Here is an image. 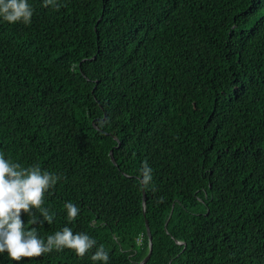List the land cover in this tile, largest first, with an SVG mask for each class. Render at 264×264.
Segmentation results:
<instances>
[{
	"label": "trees",
	"instance_id": "trees-1",
	"mask_svg": "<svg viewBox=\"0 0 264 264\" xmlns=\"http://www.w3.org/2000/svg\"><path fill=\"white\" fill-rule=\"evenodd\" d=\"M59 2L0 22V151L62 176L25 225L71 200L109 264L144 261L146 222V264H264V0Z\"/></svg>",
	"mask_w": 264,
	"mask_h": 264
},
{
	"label": "clouds",
	"instance_id": "clouds-1",
	"mask_svg": "<svg viewBox=\"0 0 264 264\" xmlns=\"http://www.w3.org/2000/svg\"><path fill=\"white\" fill-rule=\"evenodd\" d=\"M43 4L61 7L59 0H43ZM34 12L30 0H0V22L27 26L32 23ZM61 180L62 176L56 172L42 169L39 164L24 166L0 151V254L6 252L10 260L19 262L22 258L41 257L68 249L81 259L91 253L93 264H109L110 253L103 244L69 226L81 213V208L71 200L63 205L67 223L60 230L42 235L37 228L25 225L22 210L30 217L28 225L53 224L56 214L46 206V201ZM152 180L153 169L145 162L141 184L147 189Z\"/></svg>",
	"mask_w": 264,
	"mask_h": 264
},
{
	"label": "water",
	"instance_id": "water-1",
	"mask_svg": "<svg viewBox=\"0 0 264 264\" xmlns=\"http://www.w3.org/2000/svg\"><path fill=\"white\" fill-rule=\"evenodd\" d=\"M111 159H112L113 163L116 164L115 158L112 155V153H111ZM143 196H144V199H143V209L145 211V209H146V194H145V191L143 192ZM146 227H147V232H148L149 241H150V250H149V253H148L147 257L140 264H146L148 262V260L151 258V255H152V248H153L152 247V235H151L150 226H149L148 222H146Z\"/></svg>",
	"mask_w": 264,
	"mask_h": 264
}]
</instances>
